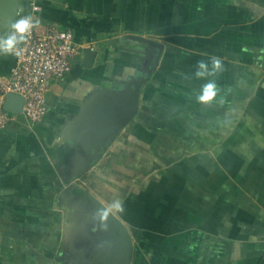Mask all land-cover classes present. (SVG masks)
<instances>
[{"label": "crops", "instance_id": "1", "mask_svg": "<svg viewBox=\"0 0 264 264\" xmlns=\"http://www.w3.org/2000/svg\"><path fill=\"white\" fill-rule=\"evenodd\" d=\"M38 1L95 56L53 84L39 122L0 129V264H104L102 216L75 194L59 132L143 68L136 115L83 182L109 210L121 200L129 264H264V0ZM214 59L221 71L195 75ZM12 63L0 55V75Z\"/></svg>", "mask_w": 264, "mask_h": 264}, {"label": "water", "instance_id": "2", "mask_svg": "<svg viewBox=\"0 0 264 264\" xmlns=\"http://www.w3.org/2000/svg\"><path fill=\"white\" fill-rule=\"evenodd\" d=\"M20 0H0V32L12 21L19 9ZM84 64L90 66L95 50H85ZM151 57V56H150ZM150 61V58H149ZM150 69L130 76L119 86H105L92 91L76 114L68 118L59 132V142H64L72 165L71 180L86 171L102 154L107 144L118 134L138 111L139 95ZM23 98L14 93L5 96L3 108L20 113ZM71 186L80 191V198L93 213L102 215L100 227L104 230V251L93 253L95 261L104 264H129L132 252L131 236L124 225L101 201L73 181ZM78 195V194H77Z\"/></svg>", "mask_w": 264, "mask_h": 264}, {"label": "built area", "instance_id": "3", "mask_svg": "<svg viewBox=\"0 0 264 264\" xmlns=\"http://www.w3.org/2000/svg\"><path fill=\"white\" fill-rule=\"evenodd\" d=\"M41 11L38 0H20L15 18L30 16L39 23L20 46L22 54L12 55L13 63L8 72L0 75V129L13 123L31 127L39 122L46 113L47 96L53 84L65 80L73 62L86 49L94 50L90 43L77 42L70 29L56 22L41 21ZM8 93L23 98L20 113L3 108Z\"/></svg>", "mask_w": 264, "mask_h": 264}, {"label": "clouds", "instance_id": "4", "mask_svg": "<svg viewBox=\"0 0 264 264\" xmlns=\"http://www.w3.org/2000/svg\"><path fill=\"white\" fill-rule=\"evenodd\" d=\"M39 21L33 20L29 17L15 18L9 22L4 32L0 33V55H14L20 56L22 54V48L20 47L26 42L27 37L31 34L32 30L37 27ZM222 70V64L220 60L214 59L212 61V68L209 69L208 65L201 61L198 64V70L195 75L197 77H204L206 75H212L215 72ZM216 95L215 83H208L202 91V94L197 97L200 101H209ZM110 210L123 211V204L117 197L114 198L110 204Z\"/></svg>", "mask_w": 264, "mask_h": 264}, {"label": "rangeland", "instance_id": "5", "mask_svg": "<svg viewBox=\"0 0 264 264\" xmlns=\"http://www.w3.org/2000/svg\"><path fill=\"white\" fill-rule=\"evenodd\" d=\"M88 169H89V168H88ZM88 169H87L86 171L80 173L77 177H75V178L72 179V180L75 181L76 184H78L79 187H83L85 190H88L90 193H92V192L89 190V188L83 184V182H85V180L90 179V176H88L89 173L87 172ZM69 177H70V179L72 178L71 175H70ZM74 192H75L76 195L78 194L77 197L80 196V195H79V194H80V191H79V190H78V191H75V190H74ZM92 194H93V193H92ZM93 195H94V194H93ZM102 204H103V203H102ZM96 214H97V213H96ZM97 216H98L97 218H99V216H102V215H101V214H98Z\"/></svg>", "mask_w": 264, "mask_h": 264}, {"label": "trees", "instance_id": "6", "mask_svg": "<svg viewBox=\"0 0 264 264\" xmlns=\"http://www.w3.org/2000/svg\"><path fill=\"white\" fill-rule=\"evenodd\" d=\"M66 151H68V150H66Z\"/></svg>", "mask_w": 264, "mask_h": 264}]
</instances>
